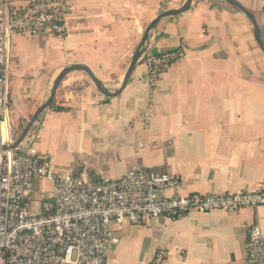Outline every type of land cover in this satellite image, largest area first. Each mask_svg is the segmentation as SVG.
I'll return each mask as SVG.
<instances>
[{"label": "crops", "instance_id": "1", "mask_svg": "<svg viewBox=\"0 0 264 264\" xmlns=\"http://www.w3.org/2000/svg\"><path fill=\"white\" fill-rule=\"evenodd\" d=\"M25 6L34 0H9ZM65 36L41 30L17 36L10 52V109L18 138L51 95L61 71L87 66L110 93L124 81L144 34L160 14L187 0H72ZM252 12L264 44V0H236ZM183 46L152 89L137 62L117 95L102 93L83 70L65 76L14 150L35 142L57 172L121 178L136 163L181 179V194L255 191L264 185V51L254 24L227 0H192L190 9L160 19L147 50ZM146 112L149 117H146ZM13 151V150H10ZM53 184L37 179L30 202L39 208ZM264 233V206L160 216L114 225L120 242L107 264H245L248 228Z\"/></svg>", "mask_w": 264, "mask_h": 264}, {"label": "built area", "instance_id": "2", "mask_svg": "<svg viewBox=\"0 0 264 264\" xmlns=\"http://www.w3.org/2000/svg\"><path fill=\"white\" fill-rule=\"evenodd\" d=\"M73 12L72 0H34L21 7L0 0V146L17 139L6 124L14 38L41 30L65 36ZM184 55L183 46L159 52L145 49L141 61L150 87L155 89ZM37 179L52 182L53 189L33 211L30 195ZM181 187L179 177L158 173L144 163L134 164L121 178L96 177L57 172L39 155L35 142L25 151H0V264H107L108 253L120 242L114 225L264 206V185L255 191L186 195ZM170 255L169 250H159L149 264H162ZM245 264H264L259 224L248 228Z\"/></svg>", "mask_w": 264, "mask_h": 264}, {"label": "water", "instance_id": "3", "mask_svg": "<svg viewBox=\"0 0 264 264\" xmlns=\"http://www.w3.org/2000/svg\"><path fill=\"white\" fill-rule=\"evenodd\" d=\"M227 1L230 4L238 7L240 10H242L251 19V21L254 24L256 40H257L258 44L260 45V47L262 48V50L264 51V44H263V40H262V31H261V27H260V25H259V23H258V21L256 19V16L252 12H250L248 9H246L238 1H236V0H227ZM191 4H192V0H187V2L185 3V5L183 7L179 8V9L167 10V11L163 12L162 14H160L154 21L151 22V24L149 25V27L147 28V30H146V32L144 34V37H143L138 49L136 50V52H135V54L133 56L132 62L130 64V67H129L126 75H125L123 84H122L121 88L117 92L110 93L109 91H107L105 89V87L103 86V84L101 83V81L92 73V71L87 66L76 64V65H71V66H68V67L64 68L61 71V73L58 75V77H57V79H56V81H55V83L53 85V88H52V91H51V95L47 99V101L41 107H39V109L36 111V113L34 114L32 119L30 120L29 124L25 127V129L22 131L20 136L15 140V142L13 144L9 145V146H6V145L0 146V151L14 150L20 145V143L28 135L32 125L37 121L39 115L46 108H48L51 105V103L55 100L56 94H57V91H58V88H59L60 84L62 83V81L65 78V76L67 74H69L70 72H73L75 70L86 71L92 77V79H93L94 83L96 84V86L98 87V89L102 93H104L105 95L112 96V95H117V94L121 93L123 91V89L126 87V85L128 84L130 76H131V74H132L137 62L142 57V54H143V52L146 49L145 44L148 41L149 31L156 25V23L160 19H162L164 17H167V16H170V15H175V14H179V13L185 12L188 9H190Z\"/></svg>", "mask_w": 264, "mask_h": 264}, {"label": "rangeland", "instance_id": "4", "mask_svg": "<svg viewBox=\"0 0 264 264\" xmlns=\"http://www.w3.org/2000/svg\"><path fill=\"white\" fill-rule=\"evenodd\" d=\"M32 208H33V211L39 210V202L36 201V199L32 200Z\"/></svg>", "mask_w": 264, "mask_h": 264}, {"label": "trees", "instance_id": "5", "mask_svg": "<svg viewBox=\"0 0 264 264\" xmlns=\"http://www.w3.org/2000/svg\"><path fill=\"white\" fill-rule=\"evenodd\" d=\"M51 105H54V101L51 103ZM51 105H50V106H51Z\"/></svg>", "mask_w": 264, "mask_h": 264}]
</instances>
